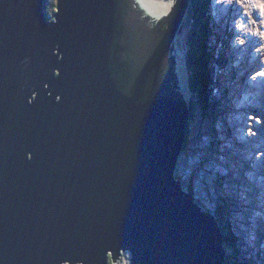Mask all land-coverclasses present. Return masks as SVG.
Wrapping results in <instances>:
<instances>
[{"label":"water","instance_id":"95a60500","mask_svg":"<svg viewBox=\"0 0 264 264\" xmlns=\"http://www.w3.org/2000/svg\"><path fill=\"white\" fill-rule=\"evenodd\" d=\"M47 2L0 0V264H226L177 174L190 0Z\"/></svg>","mask_w":264,"mask_h":264},{"label":"rangeland","instance_id":"374dc122","mask_svg":"<svg viewBox=\"0 0 264 264\" xmlns=\"http://www.w3.org/2000/svg\"><path fill=\"white\" fill-rule=\"evenodd\" d=\"M48 1L56 5L53 14L57 0ZM232 1L227 0L220 7L231 16L229 20L222 22L221 14L209 11L220 6V0H206L208 18L205 12L192 22L194 28L198 23L200 32L204 31L203 22L208 24L211 32L208 43L215 75L206 94L201 83L193 85L199 89L193 92L187 79L185 58L190 44L185 39L189 14H194L191 0L175 38L189 100L187 136L190 131V142L182 150L177 174L184 188L193 190L204 210L214 214L222 201L228 204L227 212L220 221L216 216V220L223 234L225 230L239 237L234 248L225 243L227 253L238 248L242 252L239 257L236 254L235 264H264V0H235L240 7L235 16ZM253 10L262 19L258 20ZM245 21L250 26L243 32ZM209 90L218 105L217 113L207 111L204 105L202 96L207 99ZM114 264H131L129 252Z\"/></svg>","mask_w":264,"mask_h":264},{"label":"trees","instance_id":"16d2710c","mask_svg":"<svg viewBox=\"0 0 264 264\" xmlns=\"http://www.w3.org/2000/svg\"><path fill=\"white\" fill-rule=\"evenodd\" d=\"M48 1V0H47ZM206 0H191L192 5L194 7V14H192V16H190L191 14H189V24L187 25V28L189 30L188 33V37L185 39L190 45L188 47L189 49V53L187 54L186 58H185V63L187 65V79L189 81V83L191 84V90L193 92H198L199 89L198 88H194L193 85H197L199 86V84L201 85L200 88L202 91H204V93L206 94L207 92V85L208 83L211 82V77L213 75L214 77V71H213V67L211 65V61H212V53L209 51V36H210V29L207 28L208 24L204 25L203 22V27H204V31L200 32L199 31V27H198V23L195 25V28L193 26L194 22V18H198L199 15H203L205 12L207 14V18H208V13H207V9L205 7V2ZM54 6H56L53 3H50V1H48L47 4V14H48V18L49 19H53L52 17V10L54 8ZM206 9V11H205ZM202 20V18L200 19ZM200 25L202 24V21H200ZM192 24V25H191ZM207 29V30H206ZM194 31V35H191V33ZM217 32V31H216ZM216 36V34H215ZM208 61V62H207ZM199 69V73L198 70ZM203 71L206 72L203 73ZM203 77V78H202ZM202 79V80H201ZM207 88V89H206ZM204 98V105L206 104V110L207 111H212L214 113H217V108L218 105H215L216 101L214 99H212L211 94H210V90L208 91V97L207 99L205 98V96H202V99ZM208 113V112H207ZM190 135V131L188 132V136ZM188 141L190 142V136L188 137ZM214 144L216 143L215 141L213 142ZM179 176V174H178ZM191 188H193V186H191ZM190 191V190H188ZM193 191V190H191ZM225 200V199H224ZM197 201H199L197 199ZM227 208H228V204H226V202L222 201V203L219 205V209L214 213L215 216H217L218 220H221V217L224 216V214L227 212ZM207 209V208H206ZM224 243L229 242L231 244V246L234 248L236 247V243L239 242V237H237L235 232H230V233H226L224 230ZM226 248V246H225ZM242 252H239V248L238 251L234 252L233 249H231L228 253H227V259H226V264H235L236 260L235 256L236 254H238V257L241 255ZM111 260V259H110ZM110 264H114V262H110ZM237 264V263H236Z\"/></svg>","mask_w":264,"mask_h":264},{"label":"bare ground","instance_id":"6f19581e","mask_svg":"<svg viewBox=\"0 0 264 264\" xmlns=\"http://www.w3.org/2000/svg\"><path fill=\"white\" fill-rule=\"evenodd\" d=\"M233 3H231V10L233 11V16H235V15H237V12H238V10H240V7L238 6V5H236L235 3V0H233L232 1ZM248 2V1H247ZM223 3H227V0H220V2H219V4H220V6H215L213 9H209V11H210V13L212 14V12H213V15H214V11H216L217 12V14L219 15V14H221V20H222V22H223V20L225 19V20H229V18L231 17H228L227 15H226V13L222 10V9H220V7H224V4ZM209 8H210V6H209ZM254 11V10H253ZM256 11H254V14H255V16H256V18H258V20L259 19H262L261 18V16H258L257 15V13H255ZM252 13V12H251ZM249 14V13H248ZM210 15V14H209ZM239 15H241V13L239 14ZM185 16V15H184ZM234 18V17H233ZM247 21V20H246ZM246 21H245V24L243 25V32H245V30L250 26V23H246ZM262 23V22H261ZM263 24V23H262ZM256 38H258V37H256ZM261 40V39H260ZM258 41V40H257ZM261 42V41H260ZM254 45V44H253ZM260 46H262L261 45V43H260ZM239 48L238 49H241V47L240 46H238ZM251 47V46H250ZM263 47V46H262ZM256 48V47H255ZM264 48V47H263ZM238 49H236L235 51H238ZM253 49H254V47H253ZM260 49V48H259ZM258 49V50H259ZM252 50V49H251ZM244 51H246V50H244ZM255 51V50H254ZM258 52V51H257ZM263 52V51H262ZM259 53H261V52H259ZM255 55V54H254ZM253 55V56H254ZM256 56V55H255ZM260 57V56H259ZM264 58V57H263ZM260 59L258 58V60L257 61H259ZM261 63V62H260ZM252 65V64H251ZM254 66V65H253ZM187 123V122H186ZM221 225V224H220ZM225 242V241H224ZM120 251V254H121V256H120V258L118 259V260H120L121 258H122V256H123V254L124 253H126V252H129V259L131 258V251L129 250V249H125L124 251L122 250V249H120L119 250ZM112 260V257H111V254H110V258H109V264H110V262H111V260ZM117 260V261H118ZM117 261H115V262H117ZM130 262H131V260H130Z\"/></svg>","mask_w":264,"mask_h":264},{"label":"flooded vegetation","instance_id":"af4514ba","mask_svg":"<svg viewBox=\"0 0 264 264\" xmlns=\"http://www.w3.org/2000/svg\"><path fill=\"white\" fill-rule=\"evenodd\" d=\"M47 4H48V2H47ZM47 7V6H46Z\"/></svg>","mask_w":264,"mask_h":264}]
</instances>
